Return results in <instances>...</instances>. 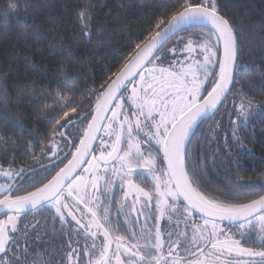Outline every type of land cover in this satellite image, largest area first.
I'll use <instances>...</instances> for the list:
<instances>
[{
	"label": "snow or ice",
	"instance_id": "snow-or-ice-1",
	"mask_svg": "<svg viewBox=\"0 0 264 264\" xmlns=\"http://www.w3.org/2000/svg\"><path fill=\"white\" fill-rule=\"evenodd\" d=\"M173 8L170 16L158 19L147 36L135 45L133 54L113 74L115 78L110 77L101 91L89 93L96 103L88 112H77L74 96L57 95L53 99V105L60 108L53 107L43 117L51 120L57 111L61 112L52 132L53 139L57 134L63 138L60 129L75 128L77 121L83 123L88 116L91 120L86 127L78 129L83 138L72 159L47 183L24 194H21L22 183L19 187L0 184V215L4 217L0 219V253L3 254L0 264H49L42 257L37 258L35 249L30 260L28 247L21 248L17 240L21 217L41 209L54 210L51 220L61 225L58 231L65 236L68 264H85V256L88 257L86 264H264V195L242 202L234 199V192L215 188L209 191L201 185L195 167L189 169L188 165L193 130L210 118L213 126L208 144H216L212 149L214 156L231 157L233 148L236 157L242 152L250 153L252 150L239 133L242 129L247 131V126L256 119H264V103H256L239 89L240 103H234L229 112L232 140L229 142V134L225 133L224 143H219L218 130L222 125L215 116L239 78L235 26L220 13L217 0H175ZM91 11L89 2L77 14L82 34L89 38L93 27ZM194 29H199L203 38L185 42L181 34ZM173 37L176 43L167 47ZM185 51L191 57L186 58L188 62L176 61L175 54ZM129 84L133 85L130 94ZM91 103L90 99L80 101V104ZM70 112L75 115L70 116ZM0 127L23 130L24 126L22 121L13 120ZM100 132L108 140L99 137ZM97 139H100L98 157L92 148ZM8 140L11 137L0 132V141ZM88 156L91 160L86 159ZM117 162L119 168L112 167L111 173L120 177L121 188L126 184L127 190L123 191L124 203L117 207L113 219L111 209L104 206L109 203L105 190L110 191L113 183L108 179V165ZM84 164L89 167L82 168ZM145 167L146 172L142 171ZM86 172L90 175L85 176ZM148 173L154 181L152 191L135 182L136 177H146ZM0 175L12 178L19 173L0 167ZM249 187L264 188V182L258 181ZM137 204L141 207L137 208ZM194 214H199L203 225L189 223ZM141 216L144 225L137 232ZM165 217L168 223L175 218L177 229L183 221L185 231L162 230L160 221ZM148 219L154 223L149 225ZM225 222L229 229L236 231L225 232L221 227ZM38 225L36 220L32 228ZM64 226L78 237L83 232L86 243L79 252V245L64 232ZM189 227L193 228L191 236L187 232ZM120 231L130 235H118ZM254 233L259 238L260 250L245 247L248 241L256 243ZM24 235L27 237L26 231ZM100 237L103 239L98 246L96 241ZM37 239L42 237L37 234ZM10 248L18 249L12 252L11 258ZM243 257L249 259H237Z\"/></svg>",
	"mask_w": 264,
	"mask_h": 264
},
{
	"label": "trees",
	"instance_id": "trees-1",
	"mask_svg": "<svg viewBox=\"0 0 264 264\" xmlns=\"http://www.w3.org/2000/svg\"><path fill=\"white\" fill-rule=\"evenodd\" d=\"M89 2L93 24L90 38L83 36L81 21L77 19L81 7ZM217 3L220 13L235 26L239 45L238 82L227 99L228 109L225 111L223 106L215 116L222 125L218 130L222 145L225 133L229 134V142L232 140L229 112L234 103H240L239 89L256 103H264V0H217ZM174 4L175 0H0V125L17 120L24 126L23 130L0 127L5 137H11L6 143L0 141V166L35 169L16 185H24L21 194L42 186L55 175L49 173L55 167L53 164L47 167L43 161L37 163L50 146L56 120L61 116L57 111L51 120L43 118L53 107L60 108L53 105V99L57 95L74 96L77 112H88L96 103L89 93L101 91L110 77L115 78L113 74L133 54L135 45L147 36L158 19L172 14ZM181 35L185 42L203 38L199 29ZM175 43L176 37L167 47ZM85 99H90L91 105L80 104ZM87 122L88 119L77 122L75 128L70 126L67 131L76 147L83 137L78 129H83ZM212 126L210 118L193 134L189 169L195 167L204 188L234 192L237 201L247 202L263 195L264 188L240 192L231 181L237 172L241 176L237 179L245 189L258 181L264 182V119H256L247 126V131H240L252 151L242 152L239 157L235 148L231 149V157L212 154L216 147L215 143L208 144ZM238 165L242 168L236 169ZM46 174L48 177L43 178ZM59 225L57 221L55 232L49 227L37 229L27 241H19L21 236L17 235L21 247H28L29 259L33 249L38 256L41 252L50 256L61 252L57 245L64 235L58 231ZM37 234L42 239H37ZM253 239L256 243L248 241L245 247L259 248L256 234Z\"/></svg>",
	"mask_w": 264,
	"mask_h": 264
},
{
	"label": "rangeland",
	"instance_id": "rangeland-1",
	"mask_svg": "<svg viewBox=\"0 0 264 264\" xmlns=\"http://www.w3.org/2000/svg\"><path fill=\"white\" fill-rule=\"evenodd\" d=\"M193 56H196V53L192 54ZM186 58L190 59L191 57H189V54L185 51V52H177L175 54V59L178 62H183V63H187L188 61L186 60ZM197 58H200L197 56ZM140 83V81L138 80L136 85L138 86ZM133 87V85H132ZM131 87V88H132ZM69 129V128H68ZM64 129H62L61 132H63ZM68 131V130H67ZM64 139H67L68 141L71 140L68 136H67V132H66V137H64ZM63 138H61V136L59 134H57L55 136V138L52 140L50 146L47 148V151L45 153L44 156H42L37 163H39V165L42 163H44L43 166H47V165H51L52 163H55L57 160H59L61 158V156H65L67 155V151H68V141L64 140ZM55 145V147L53 148L52 145ZM144 147H147L146 145H143ZM142 146V147H143ZM49 149H52L51 151ZM55 152V155L53 154ZM41 166V167H43ZM1 167V166H0ZM40 167V168H41ZM112 167H116L119 168V163L115 164V165H111L108 167L109 169V175H108V179L110 181H112V188L110 191L105 190L106 195L109 197H115L118 196L119 191H121V193L123 194V191L127 190V185L125 184L123 189L121 188V184H120V177L118 175H113L111 173V169ZM3 168V167H2ZM5 170L11 169L13 170L14 173H19V175H14L12 178L6 177L4 175H0V184H3L5 186L7 185H18V183L23 179V177L25 175H30L32 173L33 170L32 168H22V169H17L15 167H7V168H3ZM101 169V173L104 172V168H100ZM22 170V171H21ZM58 170V167H52V169L49 171V173H55ZM92 171V170H90ZM34 172V171H33ZM49 174L43 175V178H47ZM85 175V173H84ZM157 175H159V173H157ZM86 176H89V174L87 173ZM148 177L151 178V173L148 174ZM103 180L101 181V183L103 184ZM131 199L129 198L128 201H130ZM124 203L123 200H119V205ZM118 202L116 201H109V203L105 204V207H108L111 209V214L113 219H115L116 215H117V208H115L117 206ZM131 204V203H130ZM138 205V204H137ZM136 205V207H137ZM127 211H130L129 209H126ZM54 214V210L53 212H49L46 209H41L33 214L30 215H26V217L22 216L20 223L18 225V227L21 229V231L19 233H17V235L19 234L21 237L19 238V241H27L30 237V235H32L37 229H42L45 228V225L47 224V227L51 228L54 231V227L57 224V221L55 223L52 222L51 217ZM77 215H79V213H77ZM4 217H1L0 219H2ZM35 218V219H34ZM133 216H129V219H132ZM124 219V217H123ZM36 220H39V225L33 229L32 225L36 222ZM139 220H141V217L139 218ZM59 222V221H58ZM141 224V222L139 224L136 225L138 231L141 228L139 225ZM27 226V227H25ZM58 228H61V225L58 226ZM27 232V237H25L24 232ZM183 231H185V228L183 229ZM193 229L191 228V231L189 229H187V232L189 234V236H191ZM64 232L70 234L72 240L77 243L79 245V247H77V252L80 251V248H82L85 243H86V238H83V232H81V236L78 237L76 236L75 232L72 231L71 228L64 226ZM226 232V231H225ZM118 235H122V236H129L130 233L128 232H124L121 231V233H118ZM103 237H100L96 243L99 246V244L101 243ZM87 243H91V240H87ZM23 248V247H21ZM10 248L9 250V258H11V254L13 251H18V249H12ZM57 249H59L57 256H50V254L48 253H39V256L37 258H43L45 261H48L49 264H60V262L63 260V264H68V259H67V251H68V246L67 243L65 242V236H64V240L60 241L59 244L57 245ZM167 248H165L166 250ZM181 255H184L183 251L181 250ZM3 256V255H2ZM32 258H30L31 260ZM88 257L85 256L84 257V261L86 264ZM257 261L259 259H256Z\"/></svg>",
	"mask_w": 264,
	"mask_h": 264
},
{
	"label": "flooded vegetation",
	"instance_id": "flooded-vegetation-1",
	"mask_svg": "<svg viewBox=\"0 0 264 264\" xmlns=\"http://www.w3.org/2000/svg\"><path fill=\"white\" fill-rule=\"evenodd\" d=\"M165 67H167V66H165ZM139 80V77L135 80V83H137V81ZM131 87H132V84H130L129 86H128V89H129V93L128 94H130V92H131ZM228 98H229V96H228ZM227 98V99H228ZM227 99L225 100V102L223 103V105L221 106V110L220 111H222L223 110V106H224V109H225V111L228 109V107H226V102H227ZM111 115V114H110ZM87 119H88V121H90L91 120V116H88L87 117ZM86 127V126H85ZM198 128V127H197ZM197 130V129H196ZM103 140H108V137L107 136H104L103 135V132L101 133V136H100ZM68 141V140H67ZM68 143H69V145H68V151H67V155H65V156H61V158L59 159V162H55V163H52L54 166H57L58 167V170L56 171V172H58L70 159H71V157H72V154H74V152L76 151V146L75 147H73L72 145H73V140H69L68 141ZM100 144V139H99V141H98V144L97 145H99ZM143 146V145H142ZM103 147H106V145L105 146H103ZM124 147H126V145H124ZM144 147V146H143ZM93 154L95 155V156H99V154H100V150L99 149H97V146H96V148H95V150H94V152H93ZM90 160H91V158H90ZM58 161V160H57ZM93 163H95L94 161H93ZM118 163V162H117ZM117 163H115V164H117ZM115 164H110V165H108V167L109 166H111V165H115ZM50 166H52V165H50ZM49 167V166H48ZM89 167V165L87 164L86 166H85V168H88ZM103 168V167H102ZM238 168H242V166L241 165H238L237 167H236V169H238ZM100 171H101V169H100ZM142 171H144V172H146V167H145V169H142ZM56 172L54 173V174H56ZM89 174L90 175V172H86L85 173V176H86V174ZM53 174V175H54ZM149 174V173H148ZM148 174H147V176L146 177H136L135 178V182L136 183H138V184H141V186L142 187H145V190H147V191H152L153 190V184H154V181L152 180V178H150V177H148ZM28 176V175H27ZM237 177H241L240 176V174L239 173H237V172H234V174H233V177H232V186L235 188V189H237L238 191H240V192H252L251 190H255V189H257V187H248L247 189H245L242 185H241V183H240V181H239V179H237ZM142 179L144 180V182L143 183H141V181H142ZM235 181H236V183H235ZM264 195V194H263ZM119 200H123L124 201V197H123V194L121 193V191H119V194H118V196H115V197H109V201H116V202H118V204H117V206L115 207V208H117L118 206H119ZM130 203H131V200L130 201H128V204L130 205ZM154 206V205H153ZM141 207V204H138L137 205V208H140ZM181 211H183V209L181 208ZM134 215V214H133ZM121 221H123V217H121ZM192 221H195L196 223H198V224H200V225H203V220L202 219H200V216L199 215H197V214H194L193 215V217L191 218V220H190V224L192 223ZM140 222H141V224L139 225L140 227H143V225H144V217L143 216H141V220H140ZM154 223V221L152 220V219H148V224L149 225H152ZM174 224H175V218H173V221L171 222V223H168L167 222V217H165L163 220H161L160 221V227H161V229L162 230H164V231H172L173 233H175L176 231H181V232H183V229L185 228L184 227V223H183V221H181L180 222V225H179V228L177 229V228H175L174 227ZM221 227H224V229H225V231L226 232H229V233H231V232H235L236 231V229L235 228H232V229H229L228 227H227V225H225V224H223V225H221ZM191 228L192 227H189L188 229L191 231ZM193 229V228H192ZM136 231L138 232V229H137V227H136ZM118 233H121V231L120 232H118ZM117 233V234H118ZM129 233V232H128ZM255 234V233H254ZM173 239H175V235H173ZM112 248H113V250H114V248H115V245H113L112 246ZM165 248H167V245H165ZM257 250H260L258 247L256 248ZM112 254V252L110 251L109 252V255H111ZM221 259H224V257H221ZM237 259H243V260H248L249 258L248 257H243V258H237ZM256 259H259L258 257L256 258Z\"/></svg>",
	"mask_w": 264,
	"mask_h": 264
},
{
	"label": "water",
	"instance_id": "water-1",
	"mask_svg": "<svg viewBox=\"0 0 264 264\" xmlns=\"http://www.w3.org/2000/svg\"><path fill=\"white\" fill-rule=\"evenodd\" d=\"M235 36H236V34H235ZM174 38H175V37H173V39H174ZM236 41H237V46H238V56H237V63H238V57H239V45H238L237 37H236ZM137 78H138V76L135 78V80H136ZM129 85H130V84H129ZM129 85H128V86H129ZM224 102H225V101H224ZM110 114H111V113L109 112L108 115L110 116ZM77 122H79V121H77ZM77 122H76V123H77ZM69 127H70V126H69ZM69 127H68V128H69ZM68 128H66V129L63 130V133H64V136H63V137H66V132H67ZM196 129H197V128H195V129L193 130V134L195 133ZM101 133H102V132L98 133V136H99V137L101 136ZM193 134L191 135V139H192ZM82 138H83V137H82ZM98 141H99V139H97L96 141H94L93 144H92L93 152H94V150H95V148H96V146H97V144H98ZM78 147H80V144H79ZM75 153H76V151L74 152V154H75ZM90 158H91V156L86 157L87 160H90ZM71 159H72V157H71ZM57 162H59V160L56 161V163H57ZM67 164H68V162H67L62 168H64ZM110 164H112V163H109V165H110ZM51 165H52V164H51ZM86 165H87V164L82 165V168H85ZM48 166H50V165H47V167H48ZM41 169H42V167H41ZM59 171H60V170H59ZM59 171H58V172H59ZM78 171H80V170H78ZM16 187H17V186H16ZM34 212H36V211H29V212H28L27 214H25V215H28V214H31V213H34ZM197 215H199V214H197ZM0 217H3V215H0ZM224 224L227 225V222H225ZM2 255H3V254L0 253V256H2Z\"/></svg>",
	"mask_w": 264,
	"mask_h": 264
},
{
	"label": "bare ground",
	"instance_id": "bare-ground-1",
	"mask_svg": "<svg viewBox=\"0 0 264 264\" xmlns=\"http://www.w3.org/2000/svg\"><path fill=\"white\" fill-rule=\"evenodd\" d=\"M29 81V80H28ZM30 122V121H29Z\"/></svg>",
	"mask_w": 264,
	"mask_h": 264
}]
</instances>
